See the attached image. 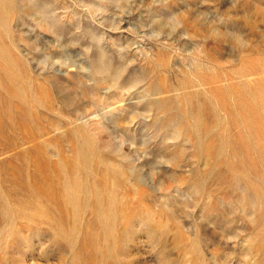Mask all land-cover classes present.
Segmentation results:
<instances>
[{
  "label": "rangeland",
  "instance_id": "obj_1",
  "mask_svg": "<svg viewBox=\"0 0 264 264\" xmlns=\"http://www.w3.org/2000/svg\"><path fill=\"white\" fill-rule=\"evenodd\" d=\"M0 264H264V0H0Z\"/></svg>",
  "mask_w": 264,
  "mask_h": 264
}]
</instances>
